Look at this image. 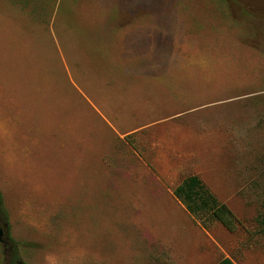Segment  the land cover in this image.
Here are the masks:
<instances>
[{"label":"rangeland","instance_id":"374dc122","mask_svg":"<svg viewBox=\"0 0 264 264\" xmlns=\"http://www.w3.org/2000/svg\"><path fill=\"white\" fill-rule=\"evenodd\" d=\"M0 198V264H264V0H0Z\"/></svg>","mask_w":264,"mask_h":264},{"label":"trees","instance_id":"16d2710c","mask_svg":"<svg viewBox=\"0 0 264 264\" xmlns=\"http://www.w3.org/2000/svg\"><path fill=\"white\" fill-rule=\"evenodd\" d=\"M173 194L175 197L185 201V208L188 212L192 213L197 210L209 209V213L214 219L231 230L232 218L230 212L223 204L215 203L213 196L201 186L195 176L191 175L183 179L182 182L174 188ZM1 209L0 198V210ZM261 222L264 225V217L261 219ZM13 258L15 259L16 256L14 255ZM216 264H232V262L228 257H222Z\"/></svg>","mask_w":264,"mask_h":264},{"label":"crops","instance_id":"0c3cea01","mask_svg":"<svg viewBox=\"0 0 264 264\" xmlns=\"http://www.w3.org/2000/svg\"><path fill=\"white\" fill-rule=\"evenodd\" d=\"M230 259V258H229Z\"/></svg>","mask_w":264,"mask_h":264}]
</instances>
